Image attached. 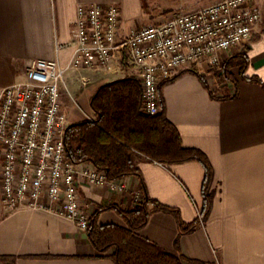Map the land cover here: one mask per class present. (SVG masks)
I'll use <instances>...</instances> for the list:
<instances>
[{"label":"crops","instance_id":"0c3cea01","mask_svg":"<svg viewBox=\"0 0 264 264\" xmlns=\"http://www.w3.org/2000/svg\"><path fill=\"white\" fill-rule=\"evenodd\" d=\"M260 7L263 0H256ZM117 4L121 7L120 35L145 24L143 0H0V86L25 79L27 67L37 58L57 59L64 68L61 104L68 125L95 120L91 99L104 84L133 76L127 55L110 70L73 68L76 46L73 30L79 4ZM246 52L247 77L239 67L232 73L238 87L229 83L222 95L206 62L181 69L161 88L165 115L177 128L184 147L202 150L214 176V196L205 222L179 237L176 217L152 211L139 234L182 258L183 264H264V26L260 23L250 41L222 53L226 60ZM191 69L196 70L195 73ZM202 75L209 87H206ZM211 92L214 94L212 95ZM151 198L179 209L192 222L203 207L205 169L189 160L162 164L144 157L137 160ZM125 184L123 189L117 185ZM142 183L130 175L112 184L91 186L82 182L80 202L90 216L100 206L133 207L142 198ZM98 224L126 226L114 209L99 213ZM178 239V242H177ZM48 256V257H46ZM0 264H116L91 243L88 231L66 217L41 209L5 212L0 196Z\"/></svg>","mask_w":264,"mask_h":264},{"label":"built area","instance_id":"2783aa9c","mask_svg":"<svg viewBox=\"0 0 264 264\" xmlns=\"http://www.w3.org/2000/svg\"><path fill=\"white\" fill-rule=\"evenodd\" d=\"M261 19L256 0H217L120 35L119 5L79 4L71 66L110 70L126 54L141 84L142 111L156 115L163 109L164 80L204 62L220 66L222 53L248 43ZM63 75L57 59L37 58L24 80L0 86V196L5 212L46 210L88 231L91 216L81 205L79 187L112 181L94 164L67 156Z\"/></svg>","mask_w":264,"mask_h":264},{"label":"trees","instance_id":"16d2710c","mask_svg":"<svg viewBox=\"0 0 264 264\" xmlns=\"http://www.w3.org/2000/svg\"><path fill=\"white\" fill-rule=\"evenodd\" d=\"M248 62L246 52H241L227 58L220 70L215 71V81L222 93L219 99L236 96L230 95L228 90L229 83L235 88L239 84L231 71L233 67H239V75L243 80L262 83L257 76L245 75ZM200 77L205 86L209 87L206 79L202 75ZM163 83L164 81L161 88ZM211 94L214 95L212 92ZM91 106L97 115L95 120L73 123L65 130L68 158L76 163L87 161L94 164L105 171L111 181L136 175L143 186L142 198L131 208L122 209L116 204L98 207L91 216L88 230L91 243L97 251L111 257L116 264H183L181 257L141 236L139 231L147 224L152 211L173 214L178 221L179 237L205 222L214 196L211 187L214 170L208 156L198 148L182 145L177 128L165 115L164 105L156 115L142 111L141 84L133 76L102 85L92 97ZM141 157L162 164L189 160L201 162L205 169L203 207L194 221H183L178 208L162 204L149 196L137 164ZM106 209L116 210L126 226L98 224L99 213ZM111 249L113 251L109 253Z\"/></svg>","mask_w":264,"mask_h":264},{"label":"rangeland","instance_id":"374dc122","mask_svg":"<svg viewBox=\"0 0 264 264\" xmlns=\"http://www.w3.org/2000/svg\"><path fill=\"white\" fill-rule=\"evenodd\" d=\"M214 1L217 0H143V6H144L146 22L149 24H154L168 20L177 12L196 10L203 6L211 4ZM261 6L264 5L261 4ZM260 8L262 10V19L260 23L264 26V7H260ZM224 61L225 60L222 58L221 65L212 68L214 80H215V75H214L215 71L220 70ZM112 251L113 249H111L109 253H111Z\"/></svg>","mask_w":264,"mask_h":264}]
</instances>
